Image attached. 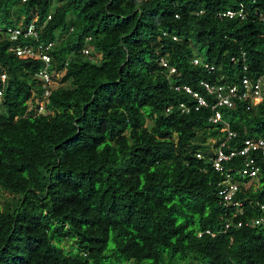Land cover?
<instances>
[{"label":"trees","instance_id":"1","mask_svg":"<svg viewBox=\"0 0 264 264\" xmlns=\"http://www.w3.org/2000/svg\"><path fill=\"white\" fill-rule=\"evenodd\" d=\"M239 3L245 19L216 16ZM263 17L264 0H0L1 26L34 21L38 35L0 39V187L18 196L0 206V264H264V225L245 223L261 214L264 160L235 217L210 162L224 123L236 132L229 148L264 139V102L218 107L211 123L216 95L200 84L239 83L242 52L247 74H264ZM39 42L54 43L59 74L46 112L28 105L44 93L43 60L10 50Z\"/></svg>","mask_w":264,"mask_h":264},{"label":"built area","instance_id":"2","mask_svg":"<svg viewBox=\"0 0 264 264\" xmlns=\"http://www.w3.org/2000/svg\"><path fill=\"white\" fill-rule=\"evenodd\" d=\"M21 1L24 2L26 0ZM199 12H201V10ZM216 16L219 18L226 17L229 19H245V5L244 3H239L237 8L227 9L223 12H219L216 14ZM48 18H50V16H48ZM163 35H166V32H163ZM20 36L37 39L38 35L34 21H31L27 25H22L20 23L5 27L0 25V39L15 40ZM172 38L174 40L176 39L175 36ZM89 40L90 37L87 38V41ZM53 44V42H39L36 45L28 44L10 48V50L15 51L17 55L28 54L43 60L44 67L37 72L36 76L42 82V85L45 88L43 95H46V98H48L50 88L54 84L53 82H55V76L53 74L55 72L51 69L52 57L48 53ZM81 52L92 61L98 58L97 56L93 55L92 48L87 44L82 48ZM241 58L244 63L242 65V76L239 83L230 85L214 84L207 81L200 82V84L204 86L208 93L216 95L215 103L210 106L211 110L213 111L212 116L209 118L211 123L222 121V114L218 107L232 108L235 106L236 101L247 100L249 104L246 105V109H250L251 106L264 102V74L255 78L247 74L248 66L245 63L244 52H242ZM232 60L234 59L232 58ZM158 62L161 67L168 70L169 74L175 72V68L168 64L166 58L160 57ZM192 63L194 65L202 66L208 71H214V65L205 62L201 57H194L192 59ZM6 80V72L0 69V102H2L3 99V89L6 86ZM180 88L187 93L192 94L193 97L197 98L198 106H196L195 109H198L199 106H208L206 99L197 95V93H194L190 87L174 86V89L176 90H179ZM180 107L183 110H187L183 104H180ZM221 132L224 133V137L215 147H213L210 162L213 170L219 173L221 176V179L217 184V197L219 203L227 209L230 207L236 208V210L232 212V217H235L237 214L242 213V207L244 205L243 201L237 198V194L241 190V185H244L245 188L248 187L250 183L249 185L246 184L248 182L254 181V179H256L259 174L260 167L256 163V156H259L262 160H264V139L261 137L247 138L241 148H229L228 142L231 138L236 136V132L229 128L228 123H224V127L221 129ZM196 156L198 158L202 157L201 154H196ZM235 156L242 157L241 167H226L225 165L227 162L231 161V159ZM244 179H248V181L244 182ZM255 204L260 209L261 214L257 217H251L245 223H249L251 225H264V203H259L257 201ZM229 225L230 223L226 222L225 228H227ZM240 225L241 223L239 222L238 226ZM205 232L210 233L209 230H206ZM201 234L202 233L199 232L198 236Z\"/></svg>","mask_w":264,"mask_h":264},{"label":"rangeland","instance_id":"3","mask_svg":"<svg viewBox=\"0 0 264 264\" xmlns=\"http://www.w3.org/2000/svg\"><path fill=\"white\" fill-rule=\"evenodd\" d=\"M12 16L15 18L14 14H12ZM53 74L55 76V82H53V83L56 84L59 82V77H58L59 74L58 73H53ZM46 102H47L46 95H41V96L33 95V97L28 101V105L32 108L37 109L38 112H46V106H45ZM146 125L148 127H150L151 123L149 121H147ZM249 183L253 187H257V185H258L257 181H255V180L248 182L246 185H249ZM17 199H18L17 195L10 194L0 187V206L2 209H5L7 207H13L14 204L16 203ZM70 243H71V241H67V240H65L63 242V244L65 245L64 246L65 249L69 250ZM129 264H135V263L129 262ZM190 264H196V263L190 262Z\"/></svg>","mask_w":264,"mask_h":264}]
</instances>
